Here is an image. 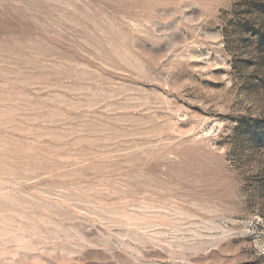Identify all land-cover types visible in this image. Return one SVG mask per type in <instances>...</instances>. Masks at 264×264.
I'll list each match as a JSON object with an SVG mask.
<instances>
[{
  "label": "rangeland",
  "instance_id": "1",
  "mask_svg": "<svg viewBox=\"0 0 264 264\" xmlns=\"http://www.w3.org/2000/svg\"><path fill=\"white\" fill-rule=\"evenodd\" d=\"M0 264H264V0H0Z\"/></svg>",
  "mask_w": 264,
  "mask_h": 264
}]
</instances>
